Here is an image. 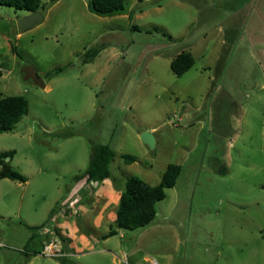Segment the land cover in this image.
Returning a JSON list of instances; mask_svg holds the SVG:
<instances>
[{"label": "rangeland", "instance_id": "1", "mask_svg": "<svg viewBox=\"0 0 264 264\" xmlns=\"http://www.w3.org/2000/svg\"><path fill=\"white\" fill-rule=\"evenodd\" d=\"M124 6L100 17L87 0H41L43 21L24 33L29 13L0 6V95L28 103L0 134L26 179H0V264H264V0ZM182 53L195 62L178 77ZM98 145L115 153L112 179L77 180ZM172 163L181 173L154 220L118 228L117 189L132 176L155 186Z\"/></svg>", "mask_w": 264, "mask_h": 264}, {"label": "trees", "instance_id": "2", "mask_svg": "<svg viewBox=\"0 0 264 264\" xmlns=\"http://www.w3.org/2000/svg\"><path fill=\"white\" fill-rule=\"evenodd\" d=\"M0 6H9L16 10H24L28 13L40 11L41 0H0ZM88 10L100 17H112L124 14V0H87ZM98 48H91L84 52V63L92 62L98 55ZM194 58L190 53H182L176 56L170 64V71L176 76H182L194 65ZM63 68L47 72L51 77L61 73ZM28 110L27 100L23 96L0 95V134L11 132L20 122ZM13 152L0 153V179L24 182L26 179L12 170L9 160ZM114 151L107 145H98L93 149L89 165L84 172L76 176L77 180H85L86 184H99L112 179L109 169L114 158ZM126 164L135 162V157L122 155ZM160 182L150 186L140 178L132 176L127 178L123 190L120 192L116 210L115 225L120 229L135 230L149 225L156 216V204L165 198V190L173 188L181 173V166L168 164L163 170ZM117 187V186H116ZM112 228V227H111ZM116 232L110 229L105 237L112 236Z\"/></svg>", "mask_w": 264, "mask_h": 264}, {"label": "water", "instance_id": "3", "mask_svg": "<svg viewBox=\"0 0 264 264\" xmlns=\"http://www.w3.org/2000/svg\"><path fill=\"white\" fill-rule=\"evenodd\" d=\"M44 19V15L41 11H36L33 13H29L27 16H24L17 23V30L19 33H24L26 30L31 29L36 24L42 22ZM21 68V76L24 81L34 83L35 85L44 88L46 87L42 78H40L34 68L28 65H22ZM140 139L145 146H147L150 150L154 149L155 138L151 133L145 132L141 134Z\"/></svg>", "mask_w": 264, "mask_h": 264}, {"label": "built area", "instance_id": "4", "mask_svg": "<svg viewBox=\"0 0 264 264\" xmlns=\"http://www.w3.org/2000/svg\"><path fill=\"white\" fill-rule=\"evenodd\" d=\"M148 264H158V263L155 260H152Z\"/></svg>", "mask_w": 264, "mask_h": 264}]
</instances>
